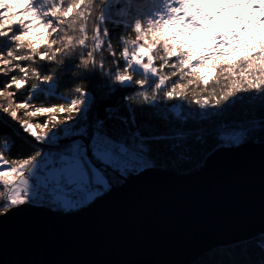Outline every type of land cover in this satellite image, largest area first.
I'll return each instance as SVG.
<instances>
[{"label": "snow or ice", "instance_id": "snow-or-ice-1", "mask_svg": "<svg viewBox=\"0 0 264 264\" xmlns=\"http://www.w3.org/2000/svg\"><path fill=\"white\" fill-rule=\"evenodd\" d=\"M250 143L264 145V0H0V217L72 214ZM243 244L259 258L229 264H264V231Z\"/></svg>", "mask_w": 264, "mask_h": 264}, {"label": "water", "instance_id": "water-1", "mask_svg": "<svg viewBox=\"0 0 264 264\" xmlns=\"http://www.w3.org/2000/svg\"><path fill=\"white\" fill-rule=\"evenodd\" d=\"M264 231V145L217 152L192 174L148 171L75 213L0 217V264H185Z\"/></svg>", "mask_w": 264, "mask_h": 264}, {"label": "trees", "instance_id": "trees-1", "mask_svg": "<svg viewBox=\"0 0 264 264\" xmlns=\"http://www.w3.org/2000/svg\"><path fill=\"white\" fill-rule=\"evenodd\" d=\"M221 22L224 26H226L225 18H221ZM120 30H117L113 33V44H118V37L123 35ZM128 38H134V34L129 31ZM66 79V78H65ZM60 92H67L66 87H61L59 89ZM41 101H50L51 103L63 102L57 101L48 96H44L43 94L40 95ZM42 119V118H41ZM138 119L143 120L144 117L138 114ZM22 142L18 141L17 146ZM10 159H16V157H9ZM184 167H188V165L183 164V162H178ZM246 240H241L239 242H233L225 246H213L208 250L201 253L199 256L195 257L188 263L185 264H229V262L233 259H258L259 258V251L251 245H248L245 248L243 242ZM220 249H224L223 252H220ZM231 253V254H229Z\"/></svg>", "mask_w": 264, "mask_h": 264}]
</instances>
